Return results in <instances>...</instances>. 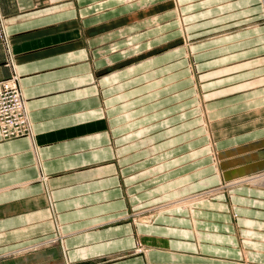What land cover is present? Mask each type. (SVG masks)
Wrapping results in <instances>:
<instances>
[{
  "label": "crops",
  "instance_id": "obj_1",
  "mask_svg": "<svg viewBox=\"0 0 264 264\" xmlns=\"http://www.w3.org/2000/svg\"><path fill=\"white\" fill-rule=\"evenodd\" d=\"M263 16L0 0V80L31 121L0 138V264H264Z\"/></svg>",
  "mask_w": 264,
  "mask_h": 264
},
{
  "label": "built area",
  "instance_id": "obj_2",
  "mask_svg": "<svg viewBox=\"0 0 264 264\" xmlns=\"http://www.w3.org/2000/svg\"><path fill=\"white\" fill-rule=\"evenodd\" d=\"M4 38V37H3ZM31 133V123L15 74L0 80V138L12 139Z\"/></svg>",
  "mask_w": 264,
  "mask_h": 264
},
{
  "label": "rangeland",
  "instance_id": "obj_3",
  "mask_svg": "<svg viewBox=\"0 0 264 264\" xmlns=\"http://www.w3.org/2000/svg\"><path fill=\"white\" fill-rule=\"evenodd\" d=\"M263 21H264V16H263ZM22 93V92H21ZM22 96H23V94H22ZM24 98V97H23ZM25 100V99H24ZM25 107H26V110H27V114H28V117H29V112H28V109H27V106H26V103H25ZM29 121H30V118H29ZM30 123H31V121H30ZM210 144L212 145L213 144V137H211V139H210ZM212 156H214V154H212ZM262 177H264V174L262 175V174H260V175H258V176H255V177H250V181L254 184V185H261L260 183H263L264 182V180H262V181H260L259 183H254V181H256V180H258V179H260V178H262ZM232 183H235V182H232Z\"/></svg>",
  "mask_w": 264,
  "mask_h": 264
},
{
  "label": "bare ground",
  "instance_id": "obj_4",
  "mask_svg": "<svg viewBox=\"0 0 264 264\" xmlns=\"http://www.w3.org/2000/svg\"><path fill=\"white\" fill-rule=\"evenodd\" d=\"M262 180H264V177H262V178H260V179H258V180H256V181H254V183H259V182L262 181Z\"/></svg>",
  "mask_w": 264,
  "mask_h": 264
}]
</instances>
